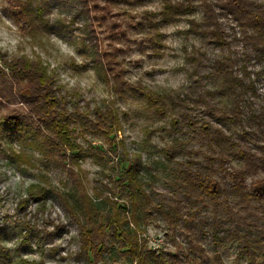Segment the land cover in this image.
Listing matches in <instances>:
<instances>
[{
  "label": "trees",
  "instance_id": "obj_1",
  "mask_svg": "<svg viewBox=\"0 0 264 264\" xmlns=\"http://www.w3.org/2000/svg\"><path fill=\"white\" fill-rule=\"evenodd\" d=\"M7 1L12 19L27 30L54 33L68 43L80 40L95 60L100 58L93 35V17L102 10L97 0ZM61 1L72 7L68 16L51 13ZM104 1L128 7L158 1V13L140 16L149 29L157 26V18L169 23L199 13L198 19L186 21V34L204 44L184 50L188 84L147 99L154 114L168 115L173 132L186 133L187 128L199 145L183 148L187 158L162 178L160 190L153 180H143L141 154L130 158L124 153L125 172L112 170L113 180L103 186L112 195L118 192L124 204L112 202L103 212L84 193L75 170L86 159L104 169L110 155L92 141L75 143L71 133L78 128L115 149L122 144L116 140L121 131L117 113L96 106L91 119L71 110L40 60L0 52V157L18 170L60 163L79 189L77 194L34 184L18 205L24 208L30 199L42 204L48 198L59 203L76 227L80 253L91 264H109L101 241L106 233L124 249L125 264H225L220 250L227 244L246 264H264V221L234 209L255 208L264 218V0ZM157 37L148 34L147 41L157 43ZM181 145L166 143L160 152L173 159ZM192 156H202L204 170L194 168ZM142 224L162 229L173 249H148L139 233Z\"/></svg>",
  "mask_w": 264,
  "mask_h": 264
},
{
  "label": "rangeland",
  "instance_id": "obj_2",
  "mask_svg": "<svg viewBox=\"0 0 264 264\" xmlns=\"http://www.w3.org/2000/svg\"><path fill=\"white\" fill-rule=\"evenodd\" d=\"M97 2L102 8L93 17L98 60L94 59L89 47L82 46L80 40L68 43L54 33L29 31L23 23H16L7 0H0V52L40 60L54 78L56 91L65 98L71 110L75 108L91 119L89 115L96 106H109L117 113L121 131L116 140L122 144L115 149L101 139H92L78 128L71 133L75 143L85 145L86 141H92L95 147L110 155L104 169L86 159L75 170L76 177L84 186V193L106 212L112 202L124 204V200L118 199V192L114 190L112 195L103 187L108 180H113L112 170L125 172L124 153L130 158L136 153L141 154L143 180H153L154 187L160 190L162 178L187 158L183 148L198 147L199 140L194 132L187 128L186 133L173 132L168 115L154 114L155 107L150 106L147 99L156 93L165 94L184 88L189 82L190 67L185 61L184 50L190 52L193 47L204 44L196 36L186 34V21L198 19V12L169 23L154 19L157 26L149 29L140 16L144 12L158 13L161 9L158 1L132 7L118 1ZM72 12L70 3L65 1L54 5L51 10L53 15L63 16ZM76 32L79 38L84 37ZM148 34H159L157 43H149ZM84 44L88 45V42L84 41ZM176 142L182 144L176 156L165 158L161 148L166 143L176 145ZM12 148L17 150L16 144ZM6 149L10 152L9 147ZM192 158L196 161L194 168L204 170L206 162L202 156ZM34 184L79 193L60 163H44L39 171L18 170L8 159L0 157V264H91L80 253L76 227L59 203L52 198L42 204L30 199L24 208H20L19 201L28 197L27 190ZM234 209L250 219L264 221L255 208ZM29 226L31 230L27 232ZM50 232H54L52 236H48ZM139 233L150 250L162 246L173 249L162 229L142 224ZM107 235L101 238L108 248L105 259L109 264H125L124 249ZM220 251L225 264H246L244 259L236 257L232 244H227Z\"/></svg>",
  "mask_w": 264,
  "mask_h": 264
}]
</instances>
